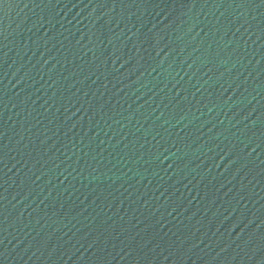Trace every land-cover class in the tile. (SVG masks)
I'll return each mask as SVG.
<instances>
[{"label":"water","instance_id":"1","mask_svg":"<svg viewBox=\"0 0 264 264\" xmlns=\"http://www.w3.org/2000/svg\"><path fill=\"white\" fill-rule=\"evenodd\" d=\"M0 264H264V0H0Z\"/></svg>","mask_w":264,"mask_h":264}]
</instances>
